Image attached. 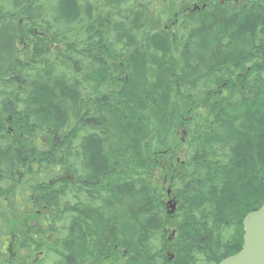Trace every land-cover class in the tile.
Masks as SVG:
<instances>
[{
    "label": "trees",
    "instance_id": "1",
    "mask_svg": "<svg viewBox=\"0 0 264 264\" xmlns=\"http://www.w3.org/2000/svg\"><path fill=\"white\" fill-rule=\"evenodd\" d=\"M170 2L0 0V226L32 202L60 264H218L264 202V0L191 15L180 36L161 25ZM218 30L192 78L195 35ZM241 33L250 45L231 49ZM132 193L134 239L103 216Z\"/></svg>",
    "mask_w": 264,
    "mask_h": 264
},
{
    "label": "rangeland",
    "instance_id": "2",
    "mask_svg": "<svg viewBox=\"0 0 264 264\" xmlns=\"http://www.w3.org/2000/svg\"><path fill=\"white\" fill-rule=\"evenodd\" d=\"M240 2L239 4H243ZM230 4H233L232 2ZM239 4H236L239 5ZM193 2L188 3V6L192 7ZM167 18V16H165ZM223 32L218 30L216 32L201 33V35L195 37L190 45V60L189 64L191 67L197 69L196 72L191 74L192 78L198 77L200 74H204L207 71V65L210 62V58L214 53V47L219 40V36H222ZM237 37L231 45V49L243 48L246 49L250 45L249 35L246 33L238 34ZM167 81H163L162 85H166ZM192 129L189 123H185L178 128L179 138L182 144L179 147V155L177 160H182L186 157L188 152V133ZM185 132V133H183ZM182 137L184 140H182ZM124 138L116 130L115 137L113 138V143L121 144ZM163 198L166 202V211L169 209V202L171 200H176L173 197V191L169 187L170 179L167 176L163 178ZM139 197L137 194L132 193L128 197H122L120 202H115L111 207L104 209L103 216L104 219L110 220L119 226V228L125 231L131 239H134L136 232L138 230L137 224L133 221L131 214L137 208L139 204ZM177 207V206H176ZM176 211V210H175ZM31 212L30 216L27 214L25 218H11L9 220V225L0 226V264H60L62 262L59 248L51 249L50 244L53 243L56 231L52 232L49 230V225L44 223L43 220L38 221L33 216H38L42 214L40 208H36L31 202ZM26 213V212H25ZM168 213V212H167ZM175 214V212H174ZM173 214V215H174ZM15 215V214H13ZM33 215V216H32ZM47 216H53L50 212L46 214ZM31 217V220H30ZM28 221H26V219ZM45 218V217H44ZM48 225V226H47ZM39 229V232H36ZM53 229V228H52ZM51 229V230H52ZM169 229L174 230L170 227ZM38 233H45L46 237L43 242L36 243L33 241V236ZM173 232L171 231V234ZM176 233L173 234V236ZM84 232H78L76 238L79 240L80 245L83 238ZM40 239H44V234L36 235ZM54 244V243H53ZM78 241H76V247H78ZM50 247V248H47ZM79 253V250H77ZM87 264V263H82Z\"/></svg>",
    "mask_w": 264,
    "mask_h": 264
},
{
    "label": "water",
    "instance_id": "3",
    "mask_svg": "<svg viewBox=\"0 0 264 264\" xmlns=\"http://www.w3.org/2000/svg\"><path fill=\"white\" fill-rule=\"evenodd\" d=\"M169 206L168 212L174 214L176 208L174 199L169 202ZM243 226L241 249L222 259L218 264H264V202L258 209L245 216Z\"/></svg>",
    "mask_w": 264,
    "mask_h": 264
},
{
    "label": "flooded vegetation",
    "instance_id": "4",
    "mask_svg": "<svg viewBox=\"0 0 264 264\" xmlns=\"http://www.w3.org/2000/svg\"><path fill=\"white\" fill-rule=\"evenodd\" d=\"M216 3L213 6V3H209L207 1L204 2H193L189 0H172L169 4L173 6V10L168 7L169 9L167 11H163V20L161 22V25H164V28L168 31H170L169 36H180L178 32L182 29L181 28V20L187 19L191 15H195V19L198 18L201 14H204V17L208 19L209 16L213 13L214 16H218L219 14V8L217 4H231L232 6H236V4H239L240 2L247 3L250 6L252 4L253 0H214ZM193 2L192 7L188 6V3ZM213 6V7H212ZM167 16V18L165 17ZM186 30V29H183ZM200 36L201 33L195 35Z\"/></svg>",
    "mask_w": 264,
    "mask_h": 264
}]
</instances>
